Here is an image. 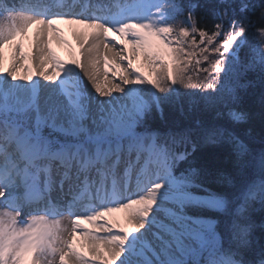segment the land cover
<instances>
[{
	"label": "snow or ice",
	"instance_id": "6c2138e0",
	"mask_svg": "<svg viewBox=\"0 0 264 264\" xmlns=\"http://www.w3.org/2000/svg\"><path fill=\"white\" fill-rule=\"evenodd\" d=\"M198 7L0 0V264H264V247L244 258L248 210L264 205V151L199 120L148 125L164 104L248 119L230 105L249 71L264 75V5L218 0L211 30ZM221 142L240 176L230 195L205 186L189 159Z\"/></svg>",
	"mask_w": 264,
	"mask_h": 264
},
{
	"label": "trees",
	"instance_id": "16d2710c",
	"mask_svg": "<svg viewBox=\"0 0 264 264\" xmlns=\"http://www.w3.org/2000/svg\"><path fill=\"white\" fill-rule=\"evenodd\" d=\"M185 6V16L187 5L198 3L200 7L196 9L195 15L198 19V26L212 29L216 21L214 15L218 0H179ZM257 5H264V0H254ZM259 7L253 20L258 22ZM184 16L178 19H184ZM199 40V37H197ZM244 53H241L243 58ZM242 83L247 87L240 89L239 102L230 107H235L239 111L247 114L248 119L235 123L227 117V107L217 105L215 108H205L201 103L195 109L189 110L187 103L184 105V111L181 113L178 108L164 104L163 113L153 109L147 118L148 125L152 130L166 132L169 129L182 128L190 125L193 121L199 120L205 127L223 126L229 131L235 133L247 144L250 153L259 157L264 151V75L259 70L249 71L242 79ZM182 91H198L195 89ZM217 111L223 115L218 116ZM191 150V149H190ZM191 166L198 169H205L207 175L203 177L205 186L213 191L230 195L235 191V183L239 182L240 176L234 164L232 146L227 142L221 143H200L195 152L190 156ZM187 162L181 163L179 168L188 167ZM251 171L250 169L248 170ZM221 174L234 177V184L229 185L220 179ZM219 216L220 214H214ZM248 218L252 225L249 239L252 248L245 250L244 258L248 260L259 259L258 253L264 247V205L256 200L248 210Z\"/></svg>",
	"mask_w": 264,
	"mask_h": 264
},
{
	"label": "bare ground",
	"instance_id": "6f19581e",
	"mask_svg": "<svg viewBox=\"0 0 264 264\" xmlns=\"http://www.w3.org/2000/svg\"><path fill=\"white\" fill-rule=\"evenodd\" d=\"M59 27H61L62 29H64L65 34L68 35L69 39L72 38V33H71L72 26H69V25H66V24H61V25H59ZM61 55H66V53L63 52V51H61ZM88 86L91 89V85L89 84ZM116 215L118 217H121L122 218L124 214L123 213H117ZM88 227L91 228L92 226L91 225H88Z\"/></svg>",
	"mask_w": 264,
	"mask_h": 264
}]
</instances>
